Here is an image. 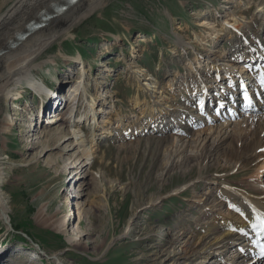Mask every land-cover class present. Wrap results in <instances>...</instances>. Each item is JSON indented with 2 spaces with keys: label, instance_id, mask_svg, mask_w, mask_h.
<instances>
[{
  "label": "rangeland",
  "instance_id": "obj_1",
  "mask_svg": "<svg viewBox=\"0 0 264 264\" xmlns=\"http://www.w3.org/2000/svg\"><path fill=\"white\" fill-rule=\"evenodd\" d=\"M16 1L0 0V15ZM82 1L76 0L73 4L77 6ZM223 1L100 0V4L74 23L69 32L46 45L33 61L31 77L42 82L50 93L54 90L51 100L30 87V77L12 85L7 98L0 96V205L9 219L5 214L0 215V264H32L31 261L36 264H173L172 255L181 252L184 241L202 237L211 224L220 223L239 211L240 207L231 198L233 192L247 193L245 196L253 197L255 204L259 198L264 199V166H260L264 160L263 148V151L250 152L254 159L245 164H233L234 167L225 162L223 152L219 153L218 165L211 160L201 162L203 144L210 148L219 139L222 142V133L230 132L232 123L247 121L245 130L238 131V135L232 133L224 140V148L231 142L240 146L250 140L255 123L249 121V113L230 116L226 122L215 112L219 118L214 122L216 133L206 141H201L200 137L196 142L171 147L169 169L164 167L163 156L169 143L163 142L158 147L156 143L149 145L147 132L124 139L129 136L124 128L138 125L141 115L151 107L162 114L167 112L170 120L175 118L177 108L190 96V93L182 96L185 93L179 83L193 75L208 78L212 83L219 72L229 74L227 66L215 70L204 56L211 48L215 55L227 54L238 46L236 38H243L242 30L240 35L236 34L237 30L230 35L224 29V34L214 42L205 34L212 30L202 26L204 21L215 22L216 29L221 27L224 16L219 10L228 5ZM240 1V9L235 13L244 21H237L239 28L245 21H252L258 0H234V3ZM9 34H3L6 35L4 41L13 35ZM142 35L146 40H141ZM228 36L231 37L227 39ZM181 39L188 43L186 49L178 43ZM204 42L213 46H205ZM3 52L0 50V54ZM242 60L236 58L234 66ZM174 71L176 77L172 81ZM146 75L150 80L155 79L156 87L151 90L141 85L147 82ZM61 79L60 88L55 87ZM75 84L80 91L86 86L87 94H75L72 102L64 101L59 108L41 110L43 101L47 104L59 100L61 95L70 93V85ZM216 92L208 94L210 100H215ZM200 95L196 92V97ZM91 101L96 109L85 114L83 110H87ZM71 105L73 116H68L65 112ZM38 108L42 113L36 119ZM57 108L60 115L65 113L63 118L71 122L73 118L80 119L77 129L81 139L66 135L68 125L61 119L56 124L46 122L47 116L52 118ZM93 112L96 120L92 123ZM119 115L122 121H117ZM186 118L188 116L182 117L185 122L178 128L179 133L195 120ZM151 121L143 123L140 129L144 130L143 126L147 129L149 125L157 129L164 125V121L150 124ZM219 126L222 130L217 133ZM61 127L65 130L62 136L55 132ZM106 128H117L121 136L116 133L103 143L90 140L94 129L99 133ZM137 130L134 128L131 132ZM172 133L168 131L164 135ZM51 137L54 142L50 141ZM76 141L80 142L75 144ZM76 156L82 161L79 165L75 164ZM66 162L68 166L64 170L61 167ZM72 170L77 171L78 179H72ZM207 175L210 179L205 180ZM217 183L224 185L223 190L228 191L230 199L222 200L219 194L227 193H219ZM212 186L215 188L211 189ZM252 189L258 192L254 194ZM67 195L81 204L80 212L77 209L74 216V224L79 223L80 232L73 243L68 241L65 232L53 228L67 213ZM70 221L72 217L66 222L68 229ZM164 228L167 233L161 235ZM240 241L233 239L224 248L214 246L207 253L201 252L192 257L191 264H244L240 262L243 250L251 246L246 247L242 244L247 241L241 244ZM16 251L30 259L23 261ZM54 253L60 262L47 257ZM250 263L261 264L255 258Z\"/></svg>",
  "mask_w": 264,
  "mask_h": 264
},
{
  "label": "bare ground",
  "instance_id": "obj_2",
  "mask_svg": "<svg viewBox=\"0 0 264 264\" xmlns=\"http://www.w3.org/2000/svg\"><path fill=\"white\" fill-rule=\"evenodd\" d=\"M77 1H79V0H77ZM74 2H75V0H73L72 2H70L69 0H68V2H67V0L65 2H64V0H17L12 6H9L7 11H4L0 15V50L4 51L2 54H0V96L7 98L12 91L11 90L13 87L12 85L15 86V85H17L16 83H19L21 80L27 79L29 77H30V79L28 82L31 85L30 87H32V89L34 88L33 90H37L38 92H42L43 94H45L47 96L45 98L46 100L47 99L51 100L53 98V96H55L53 93L54 90H52V91L50 90L52 92V93H50L49 90L47 89V87L45 85H43L42 82H38L35 78L31 77V75L33 74V71H32V66H34L33 61L40 54V52L46 47V45H48L53 39H55V37L63 34L64 32H69L70 27L74 23H76L79 19H81L84 16H86L87 14H89L94 9V7H96L98 4H100V0H83L77 6H76V4H73ZM241 2L242 1H240L239 3L236 2V4H235L234 0H224L223 1V3H228V5L225 4L224 9L221 10V8H223V6H222L219 10L222 12L221 14H223L224 20L220 22L221 25L220 24L219 25L221 27H219V28L217 27L218 29H216L217 25L215 24V22L209 23V22L204 21L202 24V26H207V28L212 30L210 33L215 32L214 35H211V36L208 35V34H210V33H208V31L205 33V34H207L209 40L213 39V40H211L212 42H214L215 39H218V37H220L224 34V32H225V31H223L224 29L228 30L229 34L233 33V31L235 32V30H237L236 34L240 35V31L241 30L244 31L243 32L244 34L242 33L243 38H240L241 36H239V39L236 38L238 41L237 42L238 46H235V48H233L230 52H227V54H224L222 56L221 55H215L213 52L215 50H213V48H211L210 50H207L206 54L204 55L205 59H207L208 62L212 63L211 67H214L215 70L218 68V70H219V67L223 68L224 66H227L229 68L227 70V72H229V74L228 75H222V73L219 72L218 74L215 75L217 78H215L212 83L207 81L208 78L205 79V78L200 77V76L195 78L196 75H193L194 76L193 78L188 79L185 82L179 83L180 87L182 88L181 91H183L185 93V95H182V96L186 97V95H187L186 93H190V96L185 98V101L182 102V104L180 106L177 105V106H179L177 108L178 112H177V114L174 115L175 116L174 119L170 120V118H168L169 115L166 116L167 112L165 114H162V113H160V111H155L151 107L150 110H147L144 114L141 115L143 120L142 119L139 120L138 125H134L133 127H125L124 128V131L126 132L125 134H129V136L127 135L128 137H125L124 139L131 138V136H135V134L141 136V134H145L147 132L146 133L147 134L146 135V137H147L146 142L149 143V145H151V143H156V145L158 147L163 142L169 143L168 146L165 144L166 145V149H165L166 151H165V154L163 155L164 159H165V163H166L164 165V167L167 166L168 169L171 167L169 164L170 162L168 161L169 160V152H170L169 150L171 149V147H176V146L180 145V143H182V142H188V143H189V141H191V143L194 141L196 142L197 139L200 137H201V141H203V140L206 141L207 138L211 137L214 134V132L216 131L214 122L219 119L217 116L214 115L216 111H219L220 119L225 118L226 119L225 121L227 122L230 118H228L229 109L227 110L224 107V106H226L225 105L226 102H228V101L234 102L235 101V105L232 107V109L235 107H238L240 105L242 106L243 102L238 97L237 98L234 97V93H232V95H233L232 97H229V92L227 91V88H229L228 84L231 83L230 85H233L232 82L233 81L235 82L237 75H239V72L247 70L246 66H244V64H245L244 61L238 62L234 66L233 63H234V60H236V59H233V57L237 53H240L243 60H246V61H247V57L251 56V55H253L254 58L256 57L259 59H261V57H264V0H258L256 2V8L252 12V16H251L252 21H245V24H242V26L239 28L237 25L238 24L237 21H244V20H243V18H240V16H236L237 14L235 13V10L240 7ZM65 3L68 4V6L66 7L65 10L60 11L57 14L52 15L54 7H56V6L60 7ZM229 3H231V4H229ZM46 4L48 5L47 7H46ZM245 4L246 3H244V5ZM246 7L247 6H245V8ZM16 14L17 15L19 14V15L16 16ZM42 15L50 16L47 19V21L44 23L43 26H38V27L31 29V31L29 32V34L25 38L17 39V43L15 45H13V46L10 45L11 43L14 42L13 37H15L17 34L23 33V31L28 29L27 24L29 22H33L34 24H36V22H37V20H39V18L42 19L41 18ZM231 20H234V22L231 23ZM209 24H212V25L209 26ZM228 27H231V29H229ZM6 33H8V35H10L9 33H11L13 35L9 39L4 41V36H6V35H3V34H6ZM230 37L228 36L227 39H229ZM245 37H247V39ZM141 40L142 41L146 40V38L142 35ZM207 42H204L203 45H205V46H206V44L209 45ZM178 43H180V46L183 47L184 49H186V45H188V43H185L184 40H182V39L179 40ZM211 44L212 45H209L210 47L213 46V43H211ZM204 48H206V47H204ZM194 53L196 54L197 52H194ZM196 56H198V54ZM236 58L240 59L239 57H236ZM222 62H225V63H222ZM232 65H233V68H232ZM190 70H192V68ZM174 73H175V71L172 74L173 75V77L171 78L172 81L176 77V74H174ZM247 76H248V78H250L249 77L250 73H248ZM82 79H80V80H82ZM253 79H254V77H253ZM146 80H147V82L141 83L142 86H145L146 90H151L153 87H156L153 85L155 83V81H154L155 79L150 80V77L148 75ZM148 80H150V81H148ZM62 83H63L62 79L57 81L55 87L60 88V85H62ZM216 85L218 86L219 89L216 88ZM82 87H83L82 88L83 92H81L82 90L80 91V89L77 87L76 84L74 86L70 85V87H69V89H71V90H69L70 93H68L67 95L66 94L61 95L59 97V100L66 99L67 96L72 97L75 94H77V95H79L80 93H83V94L86 93L87 94L88 91L86 90V86H82ZM249 90L252 93V99L254 100L255 97L258 96V94L254 91H251L252 87H249ZM198 91L200 92L201 95L199 97L198 96L196 97V92H198ZM205 91H207L206 94H204ZM210 92H213V93L216 92L215 96L213 97V98H215V101L214 100L212 101V99L210 100V97L208 96V94H210ZM13 94H14V92H13ZM16 94L18 97L21 96L20 91H17ZM46 100L43 101L42 106L44 105ZM69 100L71 102L73 101L71 98H69ZM70 101H69V103H70ZM256 101L258 102V104L256 105V107H254V104H251V106H253V109H252V112H250V114H248L249 115L248 116L249 121L253 120L252 122L255 123L254 129L251 128L252 129V136H251L250 140H247L244 144H242L240 146H235L234 143L231 142L228 146H226V148H224L223 145H224L225 141L228 138H230L232 133H236L235 135H238V131L245 130V127L247 125L246 124L247 121H245V120L241 121L240 123L239 122L238 123H232V124H230V125H232L230 132L225 131L222 133L223 141L225 140L224 142L219 141L220 140L219 139L215 145H213V142H212L213 146L210 148L206 147V145H205L206 143L203 144L202 149H201V153H200V155L203 156L201 162L206 161V160H211V161H214L216 163V165H218L219 153L223 152V157L225 159V162L226 163H232V166L234 167L237 163L243 162L245 164L246 162H249L251 160V158L254 159V157L251 156L250 152H253L256 149H258V150L261 148L264 149V95L263 94L259 95V100H256ZM55 103L58 106V108H59V106H62V101H58V102L52 101L49 103L50 106L47 104L46 106L43 107L42 110L44 111L48 107H52ZM88 104H89L88 106L86 104L87 110L85 111V108L83 110V112L85 114L96 109V106H94L92 101L88 102ZM213 104H214V107L212 108ZM58 108H57L58 112L55 111L53 113L54 116L52 118L47 116L48 118H47L46 122H52L53 124H56L58 122V120L61 119V120H63L65 125L66 124L68 125L67 130L69 132L67 131L66 135L69 133V134H71V137H74L75 139L80 138L81 137V135H79L80 131H79V129H77L79 126L78 122L80 119L78 121H75L73 118V122H71L67 118H63L65 113L68 116H70L72 114V111L74 108L73 105H71L70 107H68L66 109L67 111L64 113V115H60ZM98 110H100V108ZM39 111L41 112L40 108H38V112ZM40 112H39V114H40ZM95 112L92 113V115H93L92 123L95 122V120H96ZM183 113H185L186 115H183ZM224 114H225V117H224ZM39 116L40 115H36V119H38ZM72 116H73V114H72ZM178 116H180V118H176ZM185 116H188V118H186V119L189 121L191 119H195V120L191 121V122H193L192 125H190V126L188 125L189 126V127L187 126L188 128H183V130L179 133L178 128H180L181 124H183L185 122L184 120H182V117H185ZM152 118H153V120L151 121ZM118 120H121V121L123 120L122 115L118 116L117 121ZM150 121H151L150 124H152V123L157 124L158 122L164 121V125L163 126L161 125L162 127L157 128V129H156L157 126L155 128H151L150 125L149 126L147 125L148 126L147 129H146V126H143V129L145 128L147 131L145 129L144 130L140 129V126H142L143 123H146V122L149 123ZM173 121H175V122H173ZM97 122H98V119H97ZM30 124L31 123H28V125H30ZM177 124H179L178 127H177ZM248 125H249V122H248ZM27 127L25 129H28ZM183 127H185V126H183ZM193 127H198L197 131H193L192 130ZM134 128H136V130L137 129H139V130L131 132ZM218 128L220 129V131H218V129H217V133H220L222 128H221V126H219ZM25 131H27V130H25ZM168 131H171V132L173 131L172 135H164ZM28 132H30V130H28L27 133ZM55 132H56V134H59L61 136L65 135L64 134L65 130L63 129V127L57 128V130H55ZM156 132L158 133V135L154 134ZM116 133H117V135L120 134L119 136H121V133H119L117 128H111V129L106 128V129H103L99 133H97L96 130L94 129L90 133V137H91L90 140L93 141V143H103L106 140H108L109 137H111L112 135H114ZM188 135H190V136L192 135V136L190 137ZM217 135L218 134H216V136ZM241 136H242V134H241ZM168 137H169V139H168ZM243 137H244V135H243ZM236 138L239 139V137H236ZM240 138H242V137H240ZM244 138H246V137H244ZM216 140H217V138H216ZM229 140L231 141V139H229ZM50 141L54 142L55 141L54 137H51ZM80 141H82V140H80ZM80 141H76L75 144H77ZM239 142H242V141H240V139H239ZM236 145H237V143H236ZM88 148H90V147H88ZM263 149H261V150L263 151ZM239 152L242 153L243 156H242V154H239ZM86 154L87 155L90 154V153L88 154V149L86 150ZM227 154H230V155L228 156ZM74 160L76 161L75 164H78V165L82 162L81 160L78 161L79 158L77 156L74 158ZM238 160H239V162H238ZM260 161H261V159H260ZM84 164L86 165L87 163L85 162ZM233 164H235V165H233ZM62 166L63 167H61V168L66 170V166H68L67 162L65 164H62ZM260 166L261 167L264 166V160L262 161ZM71 167L73 168L74 165H71ZM262 169H260V170H262ZM74 171L72 170V174L74 173L73 176L71 175L72 179H74V178L78 179L80 176H76L77 171H75V172ZM204 179L206 180V179H210V178H208V175H207L204 177ZM71 181H73V180H71ZM205 182H210V181H205ZM217 184H218L217 190L219 191V193H222L223 191L227 193L225 196H223L222 194H219L220 197H222V200L227 201L228 199H230V195H229L228 191L223 190L224 185L223 184L220 185L219 183H217ZM214 188L215 187L212 186L211 189H214ZM229 188L231 189L232 187L229 186ZM261 190H259L260 193H261ZM252 191L254 194H256L258 192L257 189L256 190L252 189ZM246 192H249V191H246ZM242 193L233 192V197L231 196V198H233V200H235V203L237 204L236 206L240 207L239 211L237 209L235 211V215L234 214L229 215L228 217H226V219H223V221L220 223H216L213 221L214 222L213 225L211 224L210 227L207 228L206 232L204 233V235H202V237H199L196 240H193L194 239L193 238L191 240L188 239V240L184 241V248L181 250V252L175 253L174 255H172L173 256V264H191L192 263L191 259L193 256H197L201 252L204 253V251L207 253L208 250L213 248L214 246L224 248V246H226L228 243H231L233 239L242 240V241L238 242L240 244L243 241L248 240V242L245 243V245L251 246V248H248V247L246 248L245 252L243 253L242 257L240 258L241 259L240 262L244 261V264H252L250 262H252L253 258L256 259V254H255L256 248L250 244V242H252V241L249 242V240L252 237L255 238V230L259 229L261 221L264 220V199L261 200L259 198L257 201V204H255L254 201L252 200L253 197L251 198V196H249V195L245 196L247 193L246 194L245 193L242 194ZM206 194H208V193H206ZM73 196H78V194H75V195L73 194ZM72 199L73 198H71L70 195L66 196V202H67L66 203V209H67L66 212L67 213L65 215H62L59 218V221H57V222H55V224H53V228L56 229L57 231L65 232L67 235L68 241L73 243V241L76 239V237H78V233L80 232L79 223L76 222L74 224V216H75V211L77 209H79V212H80L81 204L77 201L74 202V200H72ZM207 199H208V197L205 198V200H207ZM39 213H40V211L38 212V214ZM3 214L6 215L3 206L0 205V215H3ZM41 214H42V211H41ZM41 214H40V216H41ZM70 217L73 218V221L72 222L70 221L71 227L68 229L69 224L66 225V222H67L68 218H70ZM6 218L8 219L7 215H6ZM41 218L43 219V217H41ZM130 229H129V231H130ZM164 233H167L165 228L163 229V231H161L160 234L163 235ZM251 240H253V239H251ZM242 245H244V243ZM242 245H241V248H242ZM16 254H17V257L22 258L23 261H27L30 259V257L25 256V254L22 255L18 251H16ZM213 256H214V254H213ZM222 256L223 255L218 256V257L220 258ZM47 257L48 258L52 257L55 260H57V262H60L56 253L48 254ZM31 262H32V264H36V262H33V261H31ZM256 262H259L258 259H256ZM234 264H236V263H234Z\"/></svg>",
  "mask_w": 264,
  "mask_h": 264
},
{
  "label": "water",
  "instance_id": "obj_3",
  "mask_svg": "<svg viewBox=\"0 0 264 264\" xmlns=\"http://www.w3.org/2000/svg\"><path fill=\"white\" fill-rule=\"evenodd\" d=\"M65 1H66V0H64V2H65ZM67 2H68V0H67ZM60 7H61V6H60ZM60 7H58V6L54 7V8H53V14H57L58 12H60V11L62 10V8H60ZM41 18H42V19L39 18V20H37L36 24H34L33 22H29V23L27 24V28H28V29H26L25 31H23V33H21V34H17L15 37H13L14 42L11 43L10 45H11V46L15 45V44L17 43V39H21V38L23 39L25 36H27V35L29 34V32L31 31V29H33V28L39 26V25H37L38 23H41V22L44 23L45 20L47 19L46 15H42ZM13 39H12V40H13Z\"/></svg>",
  "mask_w": 264,
  "mask_h": 264
},
{
  "label": "snow or ice",
  "instance_id": "obj_4",
  "mask_svg": "<svg viewBox=\"0 0 264 264\" xmlns=\"http://www.w3.org/2000/svg\"><path fill=\"white\" fill-rule=\"evenodd\" d=\"M261 230L264 231V220L261 221ZM261 255H264V247L261 249Z\"/></svg>",
  "mask_w": 264,
  "mask_h": 264
},
{
  "label": "trees",
  "instance_id": "obj_5",
  "mask_svg": "<svg viewBox=\"0 0 264 264\" xmlns=\"http://www.w3.org/2000/svg\"><path fill=\"white\" fill-rule=\"evenodd\" d=\"M15 230H16V228H15Z\"/></svg>",
  "mask_w": 264,
  "mask_h": 264
}]
</instances>
